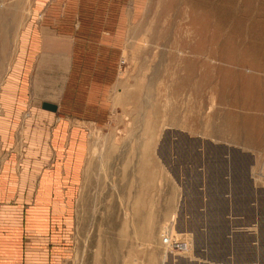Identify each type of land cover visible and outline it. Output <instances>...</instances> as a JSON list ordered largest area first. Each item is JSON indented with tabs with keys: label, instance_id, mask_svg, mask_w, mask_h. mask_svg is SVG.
<instances>
[{
	"label": "rangeland",
	"instance_id": "1",
	"mask_svg": "<svg viewBox=\"0 0 264 264\" xmlns=\"http://www.w3.org/2000/svg\"><path fill=\"white\" fill-rule=\"evenodd\" d=\"M125 11L100 9L115 48L99 46L96 64L80 56L73 106L48 110L31 102L62 94L34 73L42 31L75 18L60 0H0V237L21 236L19 264H264V136L241 135L239 167L214 149L227 110L244 113L222 97L264 93V66L251 65L264 0H128Z\"/></svg>",
	"mask_w": 264,
	"mask_h": 264
},
{
	"label": "crops",
	"instance_id": "2",
	"mask_svg": "<svg viewBox=\"0 0 264 264\" xmlns=\"http://www.w3.org/2000/svg\"><path fill=\"white\" fill-rule=\"evenodd\" d=\"M60 1L65 7V12H67L65 18H75V22L68 21L69 25L64 27V30L61 33L54 34L53 32H47V29L42 31L43 38L40 43L34 73H39L36 76L42 73L50 76L51 82L49 83V85H42L43 91L60 89L62 91V94L60 96L53 97V93H51L49 95H46L47 97H41L42 99L37 98L34 95L31 98V102L35 105V101L39 100L42 102L45 100L44 102L48 104L58 103L60 104V107H62L63 109H67L73 106L68 100V97H70L71 95L69 93L71 91V86L69 85V83L71 82L72 75L74 74V65L78 66L79 64V57L81 56L83 58V55H85L87 56V59H94L96 64L97 60H99V55L102 54V52L99 51V46L102 47L101 49L103 51L106 50L107 52H110L111 49L113 50L115 48L113 46L114 42L111 43L112 46L109 43L114 41L115 37L113 35L117 33L116 29L115 27H109L107 31H103L105 29L101 28V25L98 24V19L100 18V9L107 8V13L105 14L106 18H114V16H117V11H122V13L118 14L122 15L121 18H126L128 17V15L125 9L126 1L128 0ZM118 2H120V4L119 6H116V3L118 4ZM103 3H106V5L102 6ZM54 7L58 8L59 5ZM59 8H61V6ZM94 19H97V22H94ZM75 23H77L76 26L74 25ZM68 27H71V29ZM105 33L110 36V38L101 36L102 34L105 35ZM94 37L96 38L94 39ZM102 39L105 41L107 40L106 45H104L103 42L101 45ZM257 49L258 50L256 51V46L253 45L251 65L264 66V48L262 46V48L259 47ZM107 60H109L108 57ZM93 81L94 79H91L90 81L88 80L89 90L92 89ZM57 98H59L58 101L55 100ZM12 99H14V97ZM83 104L84 102L82 103V105ZM72 112L78 114L75 109H73ZM73 121L77 122L79 120L75 119ZM76 122H74L76 124L75 126L78 127L79 123ZM0 242L6 243L4 245L0 244V254H5V257L8 258V261L3 264H19V254L21 252V236L14 234L4 235L0 237Z\"/></svg>",
	"mask_w": 264,
	"mask_h": 264
},
{
	"label": "bare ground",
	"instance_id": "3",
	"mask_svg": "<svg viewBox=\"0 0 264 264\" xmlns=\"http://www.w3.org/2000/svg\"><path fill=\"white\" fill-rule=\"evenodd\" d=\"M250 33H253V31ZM229 50H230V46L228 48H226L227 54H228ZM234 55L237 56L236 54H234ZM258 67H260V66H258ZM254 71H256V72H254ZM254 71H253V73L256 75L259 72L258 69L254 70ZM228 72H230L229 69L224 70V74L227 77V79L231 80L233 78V75H232V73H228ZM245 72H247V71H245ZM241 74H242V72H241ZM245 82H247V81H245ZM238 90L241 91L240 96H239V93H237L230 100L227 99L226 96L222 97V99L220 100L221 101L220 106L222 108L228 107L229 103H231L232 100L234 101L233 104H236L237 102H241V104L243 105V108H244V113H243L242 117H240V118L237 117L238 118L237 119L236 114L234 112V109L233 110L232 109L227 110V112L223 118L224 124H225L224 125L225 130L219 132V134H218L219 141L215 144L214 149L220 154V157H223L226 159L229 166H238L239 167L240 164L244 163L246 157L248 155H250V151H249L248 147H247V150L245 152L240 153V154L237 153V148L239 146L238 143H239L241 135L242 134L246 135V140H247L246 142L249 146L255 145V142H257L256 141L257 136H259V135L264 136V93H258V94L252 93V92H254L255 87L253 88L251 86L246 87V86L241 85V86L237 87V91ZM229 97H231V96H229ZM229 166H228V169H229ZM233 169H234V167H233ZM249 170H250V168H249Z\"/></svg>",
	"mask_w": 264,
	"mask_h": 264
},
{
	"label": "water",
	"instance_id": "4",
	"mask_svg": "<svg viewBox=\"0 0 264 264\" xmlns=\"http://www.w3.org/2000/svg\"><path fill=\"white\" fill-rule=\"evenodd\" d=\"M44 108L48 109V110H56L55 106H53L51 104H47V103L44 104Z\"/></svg>",
	"mask_w": 264,
	"mask_h": 264
}]
</instances>
